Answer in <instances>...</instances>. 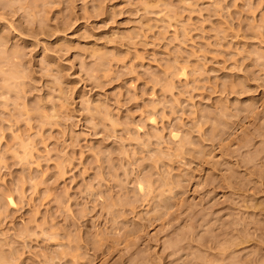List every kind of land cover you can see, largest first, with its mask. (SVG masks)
Instances as JSON below:
<instances>
[{
	"label": "clouds",
	"instance_id": "9594fccd",
	"mask_svg": "<svg viewBox=\"0 0 264 264\" xmlns=\"http://www.w3.org/2000/svg\"><path fill=\"white\" fill-rule=\"evenodd\" d=\"M0 264H264V0H0Z\"/></svg>",
	"mask_w": 264,
	"mask_h": 264
}]
</instances>
